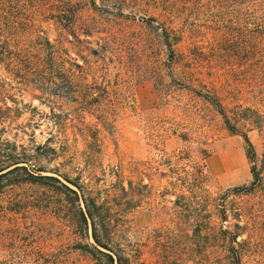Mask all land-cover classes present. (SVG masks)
<instances>
[{
    "label": "rangeland",
    "instance_id": "rangeland-1",
    "mask_svg": "<svg viewBox=\"0 0 264 264\" xmlns=\"http://www.w3.org/2000/svg\"><path fill=\"white\" fill-rule=\"evenodd\" d=\"M80 2L74 38L47 19L59 0H0V13L22 6L35 20L30 32L65 42L80 65L90 62L88 82L73 90L0 82V165L19 156L31 171L114 200L125 221L123 238L143 246L148 264L157 262L149 236L184 229L176 203L193 199L212 213L225 210L231 224L241 217L254 245L244 263L264 264V0ZM159 24L176 31L175 52ZM85 30H93L92 37L85 38ZM205 95L220 98L237 131ZM243 134L255 149L254 164ZM253 166L261 187L250 195L233 192L251 185ZM24 176L1 181L0 264L36 262L33 246L62 252L71 264H93L72 250L93 240L77 236L64 191L54 181L21 183ZM21 202L24 208L12 214ZM19 229L26 242L17 251L11 239Z\"/></svg>",
    "mask_w": 264,
    "mask_h": 264
},
{
    "label": "trees",
    "instance_id": "trees-1",
    "mask_svg": "<svg viewBox=\"0 0 264 264\" xmlns=\"http://www.w3.org/2000/svg\"><path fill=\"white\" fill-rule=\"evenodd\" d=\"M74 1L59 0L58 6H50L54 9L48 10L50 16L47 19L55 20L63 30L73 33L76 38L74 31L78 23L77 16L83 9L81 6L83 2ZM23 11L24 8L17 4L16 7L4 8L0 13V82L8 87L16 83L23 87H41V89L70 87L72 90L88 82L89 75L86 72L90 70V62L84 60L85 66L80 65L71 57L70 51L64 45L65 42L53 44L48 37L41 35L43 31L30 32L32 28L30 23H34L35 20L26 16ZM159 26L162 31L161 38L172 52H175L173 46L178 43L172 35L176 31L163 24ZM92 32L93 30H85L83 35L85 38L92 37ZM66 41L73 45L68 39ZM78 42L81 43V40ZM84 43L91 44L88 40ZM92 52L95 53L93 50ZM93 80L95 81V78ZM203 97L217 109L229 129L232 132L237 131L220 98L217 95ZM243 137L249 148L248 159L254 164L257 159L255 149L248 136L243 134ZM12 159L10 164L0 165V197L6 186L1 181L8 175L24 172L26 178L21 183L29 185L44 186L40 181H54L59 185L60 190L64 191L66 204L72 206L67 211L70 214L68 216L70 221L74 222L73 228L77 236L93 240L92 244L79 243L72 250L88 257L93 264H148L144 259L143 246L139 243L132 244L123 238L120 228L125 221L123 222V217L116 212L114 200L112 202L110 199L103 201L95 198L78 183H71L77 188L74 190L57 178L42 176L43 170L38 172L29 170L24 166L27 162L19 156ZM252 174L254 181L249 187L237 188L233 192L250 195L259 189L263 178L256 166H253ZM143 187L152 191L151 187ZM221 201L225 204V198H221ZM1 204L0 199V207ZM13 207L11 213L19 214L24 208V203L21 202ZM176 207L183 211L180 214L176 212V215L184 219V229L181 226H175L176 229L167 227L154 230L149 236V240L154 244L156 264H245L244 261L253 252L254 245L251 238L246 237L248 226L242 225L241 217L236 218V222L231 224L225 210L223 214L212 213L209 205H200L198 199H193L182 206L176 203ZM19 230H15L18 232L15 238L11 239L12 242L14 241L15 250L20 246L21 241L26 242L22 231ZM30 248L32 250L29 255L38 257L32 264H71L63 258L65 255L62 252L50 255L38 251L34 246Z\"/></svg>",
    "mask_w": 264,
    "mask_h": 264
}]
</instances>
